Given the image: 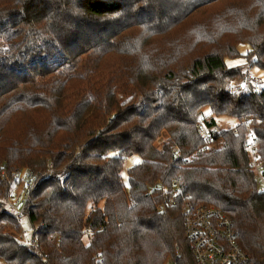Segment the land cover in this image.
<instances>
[{"label": "trees", "instance_id": "obj_1", "mask_svg": "<svg viewBox=\"0 0 264 264\" xmlns=\"http://www.w3.org/2000/svg\"><path fill=\"white\" fill-rule=\"evenodd\" d=\"M216 1L0 0V171L36 173L24 224L41 250L16 240L0 176V264H197L185 203L220 209L241 264H264V190L246 150L250 130L264 162V85L234 91L247 74L225 63L245 44L264 70V0L191 17Z\"/></svg>", "mask_w": 264, "mask_h": 264}, {"label": "built area", "instance_id": "obj_2", "mask_svg": "<svg viewBox=\"0 0 264 264\" xmlns=\"http://www.w3.org/2000/svg\"><path fill=\"white\" fill-rule=\"evenodd\" d=\"M254 89L260 86V79L251 80ZM200 133L211 140L203 123L198 124ZM255 137L249 130L246 150L249 153V165L255 173L259 190H264V162L258 156L254 147ZM136 159L134 162L137 163ZM9 175V177H8ZM1 178L7 177L9 190L4 198L6 210L19 222L25 221L28 202L33 192L37 175L28 167H16L11 172L2 169ZM173 204V198L157 205L164 211ZM183 224L190 239V247L197 264H241L245 253L235 239L232 221L220 209L214 206L193 205L185 203L183 207ZM24 226V225H23ZM16 240L40 252L35 236V229L25 225L16 232ZM39 254V253H38Z\"/></svg>", "mask_w": 264, "mask_h": 264}, {"label": "rangeland", "instance_id": "obj_3", "mask_svg": "<svg viewBox=\"0 0 264 264\" xmlns=\"http://www.w3.org/2000/svg\"><path fill=\"white\" fill-rule=\"evenodd\" d=\"M221 3H223V0H218L212 4L200 7V8H198L192 12L191 17H197L199 15H203ZM0 47H1V45H0ZM248 49H249V47L247 45L240 44L238 46L240 56H238L236 58H232V59H230V58L225 59V63L228 67H237V66L244 67V71H246V74H247V75H244V76L237 78L236 80L232 81L231 88L234 91H237L239 88H242V90H244V91H248L251 88L249 86L251 83V80L260 79L262 81L260 83V86L264 85V70L259 69L258 67H255V66H252V67L249 66V63H248L246 56H245ZM202 115L209 117V113L207 111L203 112ZM215 121L217 123V126L225 127V128L232 127L233 125H235L237 123V119H235V118L233 119V118H230L228 116L217 117V118H215ZM199 123H203V122H199ZM165 137H166V134H163L162 137L158 140V143H157L158 146L161 145V142L165 139ZM208 141H210V140H208ZM129 163L130 162L126 161V168L122 173L125 183L127 182V165H129ZM49 170H52V169L50 168ZM163 190L165 192L167 191V189H165V188ZM0 200H2L1 195H0ZM24 223H25V221L22 223H19L21 225L20 228L25 227ZM16 232H15V235H16ZM83 241L85 243H87V241H89V233L84 234ZM28 249L33 251L34 253H36V251H34L33 247L29 246ZM38 253L41 254V250H40V252L38 251ZM38 253H36V254H38ZM163 264H175V263L173 262L171 256H167L165 261L163 262Z\"/></svg>", "mask_w": 264, "mask_h": 264}]
</instances>
